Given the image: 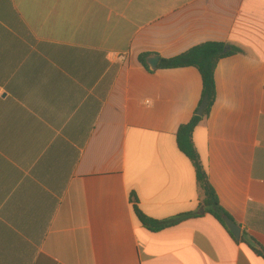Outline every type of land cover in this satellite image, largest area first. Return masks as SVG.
Masks as SVG:
<instances>
[{
  "label": "crops",
  "instance_id": "0c3cea01",
  "mask_svg": "<svg viewBox=\"0 0 264 264\" xmlns=\"http://www.w3.org/2000/svg\"><path fill=\"white\" fill-rule=\"evenodd\" d=\"M207 42L238 51L194 145L264 247V0H0V264H264L209 214L134 211L200 212L202 76L160 63Z\"/></svg>",
  "mask_w": 264,
  "mask_h": 264
},
{
  "label": "trees",
  "instance_id": "16d2710c",
  "mask_svg": "<svg viewBox=\"0 0 264 264\" xmlns=\"http://www.w3.org/2000/svg\"><path fill=\"white\" fill-rule=\"evenodd\" d=\"M228 45L224 43L207 42L198 45L186 53L177 56L172 59H162L160 63V68L162 69H177L185 67L197 68L202 76L203 81V97L200 102V107L205 98H208V106L202 117L198 116L197 113L193 119L187 125L182 126L177 135V143L180 151L186 155V157L193 163L196 174L198 185L202 194V203L200 212L197 214H190L179 219H175L169 222H159L145 216L137 206H134V211L136 217L139 221L151 231H160L166 227H171L176 224L188 220L190 218H195L200 215L209 214L213 216L235 239L232 233L228 230L225 223L222 220V216L229 215L220 206L216 192L214 191L212 185L209 182L207 173L202 164L201 158L198 151L194 145L193 134L197 126L203 120L204 117L208 116L210 110L215 102L216 98V87H215V71L218 63L221 59L232 55L237 52V49L228 50ZM147 56H141L140 61L144 66L148 68L146 62ZM199 111V109H198ZM197 111V112H198ZM135 202V199H134ZM241 243H246L249 247L260 257L264 259V247L261 246L256 240L248 239L243 236L240 240Z\"/></svg>",
  "mask_w": 264,
  "mask_h": 264
},
{
  "label": "water",
  "instance_id": "95a60500",
  "mask_svg": "<svg viewBox=\"0 0 264 264\" xmlns=\"http://www.w3.org/2000/svg\"><path fill=\"white\" fill-rule=\"evenodd\" d=\"M228 51V49H226ZM160 59L159 57H149L147 58V64L151 70H156L159 66ZM208 106V98H205L201 104V107L199 108V111L197 113L198 116L202 117L207 109ZM222 220L225 223L228 230L232 233V235L237 239L238 241L242 238V227H240L236 222H234L230 217L223 215Z\"/></svg>",
  "mask_w": 264,
  "mask_h": 264
}]
</instances>
